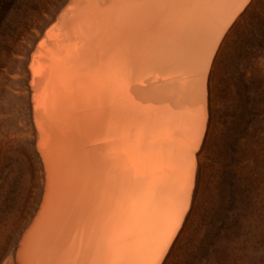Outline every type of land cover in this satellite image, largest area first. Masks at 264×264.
<instances>
[{
  "label": "bare ground",
  "instance_id": "1",
  "mask_svg": "<svg viewBox=\"0 0 264 264\" xmlns=\"http://www.w3.org/2000/svg\"><path fill=\"white\" fill-rule=\"evenodd\" d=\"M256 1L43 4L17 65L28 159L0 264L170 262L204 185L218 64Z\"/></svg>",
  "mask_w": 264,
  "mask_h": 264
},
{
  "label": "rangeland",
  "instance_id": "2",
  "mask_svg": "<svg viewBox=\"0 0 264 264\" xmlns=\"http://www.w3.org/2000/svg\"><path fill=\"white\" fill-rule=\"evenodd\" d=\"M46 1L0 0V246L26 182L17 65ZM218 65L204 185L168 264H264V0Z\"/></svg>",
  "mask_w": 264,
  "mask_h": 264
}]
</instances>
